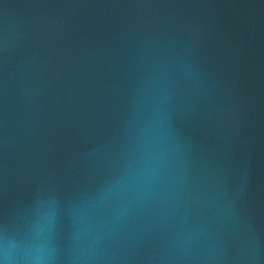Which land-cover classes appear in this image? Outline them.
<instances>
[{
  "label": "water",
  "instance_id": "1",
  "mask_svg": "<svg viewBox=\"0 0 264 264\" xmlns=\"http://www.w3.org/2000/svg\"><path fill=\"white\" fill-rule=\"evenodd\" d=\"M0 264H264L237 0H0Z\"/></svg>",
  "mask_w": 264,
  "mask_h": 264
}]
</instances>
